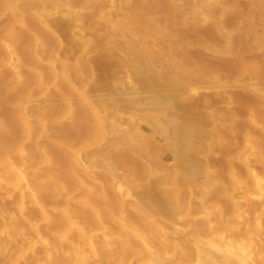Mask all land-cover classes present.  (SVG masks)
Returning <instances> with one entry per match:
<instances>
[{
    "label": "bare ground",
    "instance_id": "6f19581e",
    "mask_svg": "<svg viewBox=\"0 0 264 264\" xmlns=\"http://www.w3.org/2000/svg\"><path fill=\"white\" fill-rule=\"evenodd\" d=\"M40 1L0 0V90L15 93L11 99L0 96V236L8 242L3 254L12 251L14 264H214L215 245L225 254L217 264H264L261 227L255 235L241 237L252 228L249 207L254 205L244 193L255 188L258 199L264 194L263 174L250 165L264 169V150L256 144L255 151L237 152V166L246 168L243 175L229 166L216 178L232 206L229 228L223 219L227 208H219L211 249H199L202 259L187 262L188 250H197L205 238L191 228L196 218H207L201 211L210 185L195 197L181 193L183 180L192 184L197 175L184 166L189 146L166 138V130L170 136L187 127L175 119L181 115L174 95L180 90L178 80L170 69L150 77L154 58L141 61L112 53V29L94 27L102 22L127 25L118 12L132 13L128 31L137 42L126 49L144 57L149 54L145 36L163 42L161 30L149 25L155 19L145 18L136 6L117 5V0ZM135 1L150 10L164 2L168 26L177 30L212 22L215 38L226 46L240 38L244 56L229 62L242 64L241 75L253 46L264 42V0ZM228 16L235 24L225 29ZM101 66L127 69L128 78L111 72L109 82L101 83L96 71ZM257 80H264V65ZM258 85L239 83L252 102L261 101L255 110L253 103L246 106L250 122L258 114L262 120L261 131L251 135L256 141L264 139V90ZM145 98L153 99L154 108L143 107ZM199 102L209 103L205 98ZM122 112L129 115L122 117ZM246 129L241 131L248 134ZM161 159L188 173L170 177L149 163ZM122 160L125 165L114 164ZM166 179L169 199L163 189Z\"/></svg>",
    "mask_w": 264,
    "mask_h": 264
},
{
    "label": "rangeland",
    "instance_id": "374dc122",
    "mask_svg": "<svg viewBox=\"0 0 264 264\" xmlns=\"http://www.w3.org/2000/svg\"><path fill=\"white\" fill-rule=\"evenodd\" d=\"M224 1L229 2L232 0ZM40 2L49 4V0H41ZM115 4L130 7L136 6L138 9H141L145 18L152 17L155 19L154 21H149V25L152 28L161 30V39H163V42L155 40L150 36H145L144 42L149 48L148 55L142 57L138 56L137 52L127 51L126 46L133 47L137 42L136 38L128 31L134 24V15L119 11L118 17L128 21L127 25L121 26L118 23L104 25L105 23L102 22L94 26L101 30L112 29V34L110 36L108 35L111 52L120 53L127 58L137 57L141 61H151L154 58L151 65L156 68L151 72L150 77L160 76L164 74L165 69H170L180 86V90L176 91L174 95L178 100L177 107L181 115L175 119L181 126L187 124V127L182 133L170 136L169 131L166 130V138L168 141H179L182 145L189 146V149L186 151L187 161L184 163V166L188 169H194L193 172L197 175L196 180L192 184H189L185 179L183 180L181 193L185 197H195L202 188L210 185L205 194L203 209L201 211L207 218L206 220L196 218L195 224L191 228V233L205 235L204 241L201 240L198 242V246H196L197 250H188L186 255L187 262H196L202 259V251L199 253V249H211L209 237L215 235L217 226L220 223L217 217L219 208L223 210L227 208L225 211H227L228 215L223 218L225 226L229 228V224L232 222V217L229 214L232 212V206L228 204L224 197L226 188L216 185V178L224 169L229 168V166L235 167V169L237 168L236 170L242 172H239V175H243L246 168L241 165V167L237 166L239 163L236 158L237 152L240 150L255 151L257 149L256 146L264 150L262 148L264 147V139L256 141L251 138V135L261 131L258 123L262 120L257 117L259 116L258 114L255 120H252L255 124L250 122L249 112L246 107L253 103L252 110H255L261 101L255 99L252 102V98L248 92L239 86L241 79L246 83H255L257 85L259 83L258 86L261 87L260 91L264 90V80H257V72L264 65V42H259L253 46V51L247 55L250 58L249 61L243 65L246 68V72L244 75H241L239 67L242 64L239 62L231 64L229 61L232 57L244 56L245 49L243 48L242 40L237 37L232 40L231 45L226 46L223 40L215 38L212 22L198 24L197 26L188 25L177 30L172 26H168L169 8L164 2H159V5H156L153 9L151 8V10L142 9L135 0H117ZM234 24L235 22L232 17L228 16L225 20V29L232 27ZM174 29L177 35H175ZM168 53L170 55L166 59ZM219 54L227 56L228 60L225 61L224 58L219 57ZM96 71L98 72L99 80L102 81L101 83L103 81L105 83L109 82L108 77L111 72L116 73L115 75L119 78H128L127 69L122 70L117 67L109 66L107 68L106 66H101ZM88 91L89 93H93L92 90L90 91V88H88ZM120 91L116 92L119 93ZM105 93L108 92L105 91ZM1 94L5 95L7 99H11L15 93H3L0 90V96ZM144 96L151 97L152 94H145ZM202 98L208 99L209 103L207 106L199 102ZM144 102L145 106L143 105V107L147 110L154 108L153 99L145 98ZM128 115L126 112L121 113L122 117H127ZM169 116V114H162L160 117L167 119ZM185 117L189 118L187 122L184 121ZM121 120L123 123L126 122L125 118ZM241 126L242 128H240ZM241 129L248 130V134L241 131ZM128 147V145H123L124 149ZM110 161L111 159L109 163ZM149 163L157 171L163 172L170 177H173L176 173H188L185 168L178 170V166H174L173 162L168 159L158 161L150 160ZM114 164L125 165L126 162L123 160L115 161ZM250 165L255 167L256 172L262 173L264 177L262 165L255 164L252 161ZM259 176L263 178L261 174ZM168 182L169 180L166 179L163 187L167 199L171 196V186ZM244 194L247 196L246 199L254 203L255 207L254 205L249 207V211L252 210L249 217V223L252 228L251 230L243 231L241 234L243 238L250 235V233L251 236L255 235L260 227L264 231V194L262 195L263 198L258 199L257 194L259 192L255 188H250ZM240 201L244 203L243 199H240ZM0 210L2 211V207H0ZM241 211L244 216L247 215L241 209L239 213ZM198 213L199 211L195 210V215ZM179 217L181 219L183 218L182 212ZM177 222L178 219L173 221L174 224ZM209 224L210 227L207 226ZM1 236L0 253L2 255L0 254V264H14L16 255L12 251L3 254V250L6 249L8 242L4 236ZM212 246L211 262L217 264L216 259H220L225 254H222L221 250L217 251L219 248L215 245ZM215 247L218 249L215 250ZM263 249L264 243L261 244L259 250ZM30 264H39V262H31Z\"/></svg>",
    "mask_w": 264,
    "mask_h": 264
}]
</instances>
